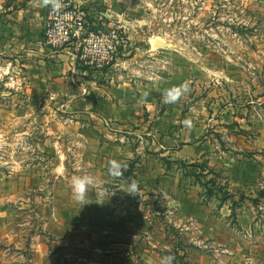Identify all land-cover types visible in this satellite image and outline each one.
I'll return each mask as SVG.
<instances>
[{
	"label": "rangeland",
	"instance_id": "374dc122",
	"mask_svg": "<svg viewBox=\"0 0 264 264\" xmlns=\"http://www.w3.org/2000/svg\"><path fill=\"white\" fill-rule=\"evenodd\" d=\"M70 1L87 20L85 37L61 47L76 48L79 85L50 97L19 71L0 70V264H160L165 256L173 264H264L246 258L239 219L258 200L240 189L231 198L225 171L209 164L210 144L185 159L177 152H195L203 139L186 135V118L208 122L211 141V114L264 106V0ZM184 82L190 92L165 104L164 91ZM102 84L113 100L100 102ZM87 94L98 113L78 104ZM110 160L128 165L124 178L108 176L102 165ZM85 174L116 195L98 205L93 187L83 208L71 179ZM129 181L139 185L136 197L120 192Z\"/></svg>",
	"mask_w": 264,
	"mask_h": 264
},
{
	"label": "crops",
	"instance_id": "0c3cea01",
	"mask_svg": "<svg viewBox=\"0 0 264 264\" xmlns=\"http://www.w3.org/2000/svg\"><path fill=\"white\" fill-rule=\"evenodd\" d=\"M44 19L45 7L36 6L35 0H0V70L19 71L16 77L24 81L25 85H37L38 92L43 86L52 97L54 93L64 91L65 86L72 85V82L79 85L74 76L77 64L73 55L76 48L54 49L46 44L43 40ZM101 86H106V89L100 88V91H105L100 93L105 94V98L100 99V102L113 100L115 94L113 89H108L110 85ZM115 86L119 92V87L124 88L120 82ZM66 93L69 97L73 96V93ZM41 95L39 93L36 98H40ZM87 95L78 100V104L91 114L98 113L97 100L92 94ZM68 100L72 101L75 107L78 105L75 103L76 99ZM119 106L117 107L121 113L129 112ZM208 121H211V131L215 133L212 140L209 141L206 135L208 122H193L192 128L184 127L186 135L192 133L191 139H198L199 136L203 139L193 142L195 152L180 148L177 151L179 157L185 159L199 155L200 150L209 147L210 144L213 153L209 155L211 157L209 164L225 171L227 190L229 193L232 191L231 198H235L236 189H240V194L249 200L253 198L258 200L257 205L243 209L239 219L248 233L247 237L249 236L246 258L264 260V230L257 231L252 216V212L256 211L261 216L260 220L264 222V106L260 105L259 109L255 110L247 106L236 109L227 106L221 108L215 115L211 114ZM216 133L220 134L221 139L226 140L224 145H220L221 141ZM102 167L107 170L108 164ZM221 209L225 210V213L231 210L225 202L222 203Z\"/></svg>",
	"mask_w": 264,
	"mask_h": 264
},
{
	"label": "clouds",
	"instance_id": "9594fccd",
	"mask_svg": "<svg viewBox=\"0 0 264 264\" xmlns=\"http://www.w3.org/2000/svg\"><path fill=\"white\" fill-rule=\"evenodd\" d=\"M36 6L38 7H51L53 12H59L63 8L62 0H35ZM190 92V86L188 82H184L179 86H174L172 88L166 89L163 93V102L165 104H175L181 100L187 93ZM146 93L144 96L146 97ZM185 127L192 128L193 121L190 118H186L181 122ZM128 171V165L121 163L117 160H110L107 168L108 176L113 179L124 178V173ZM93 187H96L98 190L96 192L97 200L99 201L98 205H103V200L105 198L111 199L114 195L110 194L109 191L102 187L98 186L95 178L92 175H79L73 176L71 179V190L72 196L75 202L80 204L83 208L87 205H90L88 194L89 190ZM139 185L134 181H129L128 188L122 190L124 195L136 197L139 195ZM175 257L174 256H165L161 259L160 264H173Z\"/></svg>",
	"mask_w": 264,
	"mask_h": 264
},
{
	"label": "built area",
	"instance_id": "2783aa9c",
	"mask_svg": "<svg viewBox=\"0 0 264 264\" xmlns=\"http://www.w3.org/2000/svg\"><path fill=\"white\" fill-rule=\"evenodd\" d=\"M62 2L64 6L59 12H53L50 6L45 7L43 40L54 49H61L72 35L75 36L79 34L85 37L82 32L87 22L85 16L75 9V4H72L70 0H62ZM112 35L116 36L118 34L113 31ZM116 41L120 42V39L117 38ZM113 46L114 43L111 42L107 48H105L107 58L112 56L114 52Z\"/></svg>",
	"mask_w": 264,
	"mask_h": 264
},
{
	"label": "trees",
	"instance_id": "16d2710c",
	"mask_svg": "<svg viewBox=\"0 0 264 264\" xmlns=\"http://www.w3.org/2000/svg\"><path fill=\"white\" fill-rule=\"evenodd\" d=\"M195 165H197V164H195Z\"/></svg>",
	"mask_w": 264,
	"mask_h": 264
}]
</instances>
